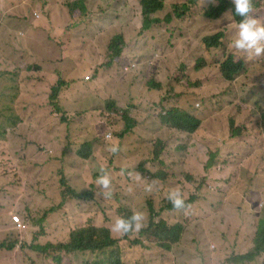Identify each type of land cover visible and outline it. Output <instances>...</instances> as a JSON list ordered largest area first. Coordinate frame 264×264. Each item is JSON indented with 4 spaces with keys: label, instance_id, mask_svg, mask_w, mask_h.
Wrapping results in <instances>:
<instances>
[{
    "label": "rangeland",
    "instance_id": "obj_1",
    "mask_svg": "<svg viewBox=\"0 0 264 264\" xmlns=\"http://www.w3.org/2000/svg\"><path fill=\"white\" fill-rule=\"evenodd\" d=\"M67 1L0 0V264H264V252L229 261L254 247L264 222V56L229 47L235 16H209L220 0H166L154 15L162 21L143 29L140 0H79L71 11ZM253 3L264 23V0ZM219 32L207 47L204 39ZM106 47L108 73L87 88ZM230 58L245 68L226 80L221 65ZM171 108L199 118L200 128L165 124ZM101 168L108 199L97 195ZM177 189L186 212L167 209ZM4 198L24 231L1 230ZM133 210L145 216L139 232L111 231ZM176 224L180 234L168 229ZM88 226L107 229L116 243L65 249Z\"/></svg>",
    "mask_w": 264,
    "mask_h": 264
},
{
    "label": "trees",
    "instance_id": "obj_2",
    "mask_svg": "<svg viewBox=\"0 0 264 264\" xmlns=\"http://www.w3.org/2000/svg\"><path fill=\"white\" fill-rule=\"evenodd\" d=\"M222 2V5L220 8L215 9L212 8L211 12L209 13L210 17L218 18L221 13H223L225 10L231 8V2L226 0H220ZM166 0H140V5L142 9V17H143V29H149L153 24L160 23L162 20L154 17V15L160 11L163 10L164 4ZM70 4H73L74 9L79 8V2L77 0L71 1L67 3V6L69 10L71 11ZM184 8V11L188 10V6L184 4L182 6ZM184 11L180 12L178 6L175 7L174 13L176 17L181 18L184 15ZM171 15L168 14L164 21L169 22L171 19ZM236 21L239 23L240 17L235 16ZM223 34L221 32L215 34L214 36H207L204 39V43L207 47H215L222 39ZM115 41L113 40L110 45V50L113 49V44ZM116 49V55H120L122 53V50L119 46H115ZM244 63L243 61L238 62H232L231 58L225 61L221 65V71L222 74H224V78L226 80H233L236 75L241 73L244 70ZM53 93L54 98L56 88L53 87ZM163 115H166V117L162 121L165 124H168L172 126L174 129H177L179 131L193 134L195 133L201 126V120L195 116H193L191 113L181 110L179 108H171L168 112H165ZM232 128L235 129L234 122H232ZM131 127L127 128V131H129ZM234 137L236 136L235 133L232 134ZM86 158V155H84ZM205 170H209L212 168V164L210 160L204 167ZM88 193L83 194H76L75 196L78 198H84L88 196ZM192 196L188 199V202H191ZM3 205H6V210L4 211H10L11 207L10 204L14 203L12 199L7 200L6 198L3 199ZM168 210L173 211L175 210L171 205L167 207ZM132 213H127V216H130ZM163 226L166 225L165 221L159 222ZM183 225L182 224H176V226L172 228H168L170 232L180 234L182 231ZM129 235V234H127ZM126 235V236H127ZM116 243V240H114L107 229L104 228H97L95 226H88L79 228L77 230H74L71 235L69 241L65 244V249H69V251H101L105 250L111 246H113ZM2 245L0 244V248ZM170 247V246H169ZM167 247V248H169ZM264 252V222L262 221L257 229L256 237L254 239V247L246 254L243 255H237L231 258L229 261H233L235 263H245L248 261H252L256 259L258 256H260Z\"/></svg>",
    "mask_w": 264,
    "mask_h": 264
},
{
    "label": "clouds",
    "instance_id": "obj_3",
    "mask_svg": "<svg viewBox=\"0 0 264 264\" xmlns=\"http://www.w3.org/2000/svg\"><path fill=\"white\" fill-rule=\"evenodd\" d=\"M232 4L234 7L232 9H229L227 12H225L221 17V19L219 20V21L226 20L230 23L232 16L240 17L238 29L234 37L230 39L229 47L231 49H234L235 52L240 53L241 56H247V57L264 56V23H261V21L256 16L253 15V7H254L253 0H232ZM110 45H109V49H110ZM106 49L108 53V47H106ZM129 63L130 62L126 63L124 67H126ZM104 64L103 67H105ZM108 64L106 65L110 67L111 65ZM107 69L109 70V68ZM87 76L89 77V80L84 79L85 81L92 80L91 75H86L85 78ZM111 150L114 153L118 151L116 147H113ZM99 171H100V175L97 179V185H96L97 188L99 189L97 195L103 196L104 199H108L110 196V184H111L110 176L107 170H105L104 168H101ZM152 183L155 184L156 181L153 180ZM167 199L172 204L173 208L178 212L179 211L186 212L187 208L189 207L185 202L183 194L178 189L169 192ZM13 216L10 217L11 229L13 228L14 231L16 232L24 231V227H25L24 221L21 220L22 227H18L15 224V219H13ZM144 220H145V216L142 212L133 210L132 214L128 217H123V216L117 217L113 222L111 231L120 233L122 235L139 232L144 227ZM0 244L2 245L0 249L4 248L3 244L2 243ZM7 249L11 250L13 249V247L8 246Z\"/></svg>",
    "mask_w": 264,
    "mask_h": 264
},
{
    "label": "crops",
    "instance_id": "obj_4",
    "mask_svg": "<svg viewBox=\"0 0 264 264\" xmlns=\"http://www.w3.org/2000/svg\"><path fill=\"white\" fill-rule=\"evenodd\" d=\"M71 1H74V0H68L66 3H65V6L67 7V9L69 10L68 6H67V3L68 2H71ZM79 1V0H77ZM70 11V10H69ZM124 55H129L127 51L124 52ZM106 58H107V49L105 50L104 52V56L102 57V59L100 60V65L98 68L96 69H91L89 71V73L87 75H91L92 76V80L90 81H86L85 84H86V87L88 88V86H94L93 88H96V87H99L102 85V82L104 80V78L106 77L107 73H108V69L103 67V64L105 63L106 61ZM129 61L126 59V63H128ZM79 178V177H78ZM79 186V185H77ZM15 206V203H11L10 204V207H11V210H13V207ZM10 211H4L6 217H7V220L6 221H3L2 222V225H1V230L3 231V233L6 235L7 231L9 229H11V223H10V217H11V214H10ZM256 221V220H254Z\"/></svg>",
    "mask_w": 264,
    "mask_h": 264
},
{
    "label": "built area",
    "instance_id": "obj_5",
    "mask_svg": "<svg viewBox=\"0 0 264 264\" xmlns=\"http://www.w3.org/2000/svg\"><path fill=\"white\" fill-rule=\"evenodd\" d=\"M130 64V63H129ZM129 64L125 67V69H128V66ZM136 64L134 63L133 66H135ZM86 80H89V77L87 76L85 78ZM13 219H15V224L18 226V227H22V222H21V219L19 217L16 216V214L13 216Z\"/></svg>",
    "mask_w": 264,
    "mask_h": 264
}]
</instances>
